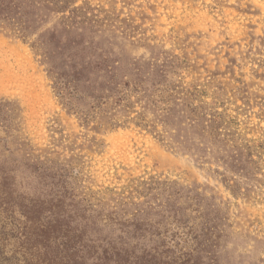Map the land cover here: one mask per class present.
<instances>
[{"label":"rangeland","instance_id":"374dc122","mask_svg":"<svg viewBox=\"0 0 264 264\" xmlns=\"http://www.w3.org/2000/svg\"><path fill=\"white\" fill-rule=\"evenodd\" d=\"M78 2L88 3L100 19H108L69 34V39L82 40L85 62L89 59L100 68L109 61L129 80L138 73L159 75L163 70L181 76L187 87L206 85L229 103L247 139L264 145V0ZM36 11L37 33L57 31L61 40L66 37L50 6L39 5ZM45 63L28 45L0 28V100L18 108L16 144L12 138L6 142L7 136L0 131V154L13 151L9 164L19 166L14 174L16 195L35 198L42 185L33 168L43 161L47 164L41 167L53 168L54 178L75 169L80 187L115 189L114 195L105 197L107 209L129 196V192L119 194L135 180L166 178L198 194L208 205L219 237L210 253L212 264H264V156L257 167L247 164L245 156L235 166L232 159L237 151L213 141L205 120L188 122L182 106L165 114L143 99L144 109L138 105L125 112L103 107L98 112L88 100L80 102L75 96L70 99L75 109L70 111L56 97ZM101 76L107 77L95 70L87 77L95 90L86 85L85 94L114 96L107 86L97 90ZM75 112H83L90 122L84 123ZM135 112L156 124L159 132H166L164 142L133 122L109 129L108 122L134 119Z\"/></svg>","mask_w":264,"mask_h":264},{"label":"trees","instance_id":"16d2710c","mask_svg":"<svg viewBox=\"0 0 264 264\" xmlns=\"http://www.w3.org/2000/svg\"><path fill=\"white\" fill-rule=\"evenodd\" d=\"M42 4L50 6L59 16L58 25L66 36L63 40L57 31L37 33L36 10ZM97 12L78 0H0V28L28 45L46 62L56 97L68 110L75 109L70 102L75 96L80 102L88 100L98 112L103 107L125 112L138 105L144 109L143 99L165 114L182 106L190 117L186 118L188 122L205 120L213 141L237 151L232 159L235 166L240 164L242 156L247 164L259 165L264 145L256 139H247L246 129L241 128L237 115H232L229 103L210 92L206 85L187 87L181 76L163 70L159 75L138 73L137 78L129 80L109 61H103L100 68L88 58L85 62L82 40L69 39V34L81 26L92 28L108 21L100 19ZM113 63L118 65L117 61ZM95 70L107 76L100 77L102 83L97 84V90L107 86L114 96L85 94L86 85L95 90L87 79ZM75 113L82 115L84 123L90 122L83 112ZM135 114L134 119L108 122L109 129L116 130L133 122L136 128L149 130L159 142H164L166 132H159L156 124L147 122L141 113ZM17 126V106L0 100V131L7 136L6 142L12 138L16 144ZM6 152L7 155L0 154V264H212L215 261L210 253L219 238L218 227L208 216L209 207L198 194L184 190L177 182L155 176L135 180L119 194L124 196L129 192V196L118 199L116 207L107 209L105 197L114 195L115 189L92 191L80 187L79 172L75 169L54 178L53 168L41 167L47 164L43 161L33 168L42 188L34 199L24 200L14 189V174L19 166L12 161L9 164L13 151ZM228 168L232 169L233 165ZM244 169L241 166L240 170ZM47 179L54 182L48 184Z\"/></svg>","mask_w":264,"mask_h":264}]
</instances>
